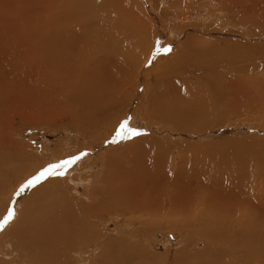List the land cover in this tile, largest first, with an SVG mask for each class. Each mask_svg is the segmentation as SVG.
I'll list each match as a JSON object with an SVG mask.
<instances>
[{"label": "bare ground", "instance_id": "bare-ground-1", "mask_svg": "<svg viewBox=\"0 0 264 264\" xmlns=\"http://www.w3.org/2000/svg\"><path fill=\"white\" fill-rule=\"evenodd\" d=\"M31 1L0 0V83L30 79L33 87L53 95L72 129L97 137L101 129L113 125V116L123 104L126 81L144 59L155 22L169 19L181 21L174 28L187 34L170 60L160 58L151 69L155 84L149 85L147 121L196 134L223 124L228 113L239 114L253 105L257 115L264 116V72L256 62L264 58V43L243 42L222 33L223 25H237L249 36H263L264 0H174L173 11L165 9L158 19L153 13L158 11L155 0L148 4L142 0ZM198 3L204 6L199 8ZM209 6L219 15L209 9L205 12ZM196 17L199 22L193 21ZM125 58L129 59L126 65ZM227 63V71L221 72ZM235 63L246 64L233 68ZM186 66L204 71L203 79H187ZM2 126L0 143L8 139ZM228 133H211L212 143L201 148L208 152L202 156L207 160L212 156L216 165L203 170L194 167L193 178L199 183L164 179L162 174L153 181L152 174H146L145 169L156 173L144 160L158 146L156 137L145 139L146 147L139 137L122 148L136 151L139 159L143 156L144 168L135 161L133 166L119 149H112L105 159L120 170L101 178L102 190L95 188L93 203L80 202L74 210L61 192L62 181L55 178L43 186L45 190L37 188L28 194L24 212L31 217V228L25 229L28 224L20 212L6 237L19 242L15 247L25 255L23 264H67L69 249L97 235L91 216L139 209L141 217L149 218L140 219L142 229L134 235L143 237L157 222H168L184 232L182 247L156 255L141 248L139 239L132 243L108 237L97 264H264V138L260 143L253 137ZM237 138L246 140L248 149L222 168L215 156L223 153L216 149L223 147L232 153V141ZM187 146L196 149L195 144L187 142ZM249 147L254 148L252 155L247 152ZM238 161L243 164L238 166ZM138 168H143L145 178H140ZM81 190L78 186L74 191ZM106 198L111 200L103 203ZM195 241L207 244L195 249Z\"/></svg>", "mask_w": 264, "mask_h": 264}, {"label": "rangeland", "instance_id": "rangeland-1", "mask_svg": "<svg viewBox=\"0 0 264 264\" xmlns=\"http://www.w3.org/2000/svg\"><path fill=\"white\" fill-rule=\"evenodd\" d=\"M32 1L31 4L38 2V0ZM142 1L148 4V0ZM155 1L158 11H153V13L158 14L157 19L165 9L171 12L174 9L172 6L174 0ZM213 4L215 3L213 2ZM196 6L201 8L204 4L200 3L199 5L198 3ZM204 9L205 12L208 9L214 12V16L219 15L214 7L209 6ZM206 14L203 13L204 16ZM193 21L199 22V19L196 17ZM176 24H182V22L174 19H169L165 22L160 20L155 22V28L152 33L153 37L149 42L150 44L147 43L148 46L143 51L145 60L142 59L140 66L135 70L136 72L133 71L126 81L125 90L121 94L123 104L121 109L113 116L115 118L113 125L101 129L100 135L97 137L88 136L82 129L68 127V121L62 115L64 112L52 99L53 95L47 93V96L40 88L33 87L30 79L19 82L8 81L6 82L7 84L0 83V90L3 92L0 95V124L3 125L2 133L8 134V139L0 143V170L4 172L0 174V221L3 220L10 209L15 212L14 217L7 224L0 227L1 264H23V257L25 255L23 253L19 254L18 247H15V244H19V242L15 241L13 243L6 236L10 225L18 218L20 212L25 215L26 220L24 223L28 224V227L25 229L29 230L31 228L29 226L31 217L24 212L30 199L28 197L30 191H34L37 188L45 190L43 186H49L57 178L63 184L60 185L61 192L65 193L67 199L73 203L74 210L80 208V202L86 203L87 201L88 203H93L94 192L97 191L95 188L102 190L101 178L106 176L108 172L114 171L116 173L120 170L118 166L113 163L109 164L105 159L106 153L112 149H119L124 156L130 159L128 162L133 166L134 161L138 167L140 165L143 168L144 160L150 163L156 173L147 169L145 170L146 174H152L153 181L161 179L162 174L164 179L175 178L177 181L192 179L199 183V181L193 178L194 167L197 170H203L207 166L209 167V165H216L212 156L208 160L202 156L204 153H208L207 150H201V148L212 143L211 133L217 135L230 132L227 135L232 136L235 134L236 137L241 138L243 136L253 137L259 142L261 138H264V116L257 115L255 105L243 109L239 114L228 113L226 115L228 118H226L223 124L196 134L179 132L171 128H162L147 121L145 108L149 105V91L151 88L149 85L155 84V76L150 73L151 69L160 58L170 60L173 49L179 46L187 34L176 31L174 28ZM231 28H233L232 33L230 32ZM222 30V33L227 38L238 37L237 39H239L240 37L241 39L239 40L243 42L264 43V33L263 36H249L237 25L229 27L223 25ZM188 31L193 32L191 30ZM216 34L220 35L219 32L211 33V35ZM165 49H170V51H165ZM125 60L126 62H123L124 65H126L129 59L125 58ZM256 62L259 65V71L264 72V58ZM241 64L245 65L246 63H235L232 66L233 68H238ZM226 67L228 68V63L220 68V71L225 73L227 71ZM194 68L196 67L188 66L187 68L186 66L185 69L186 73L184 75L185 77H187L186 74L189 75L187 79L191 81L201 78L204 73V71L197 68V70H193ZM200 73L201 75H199ZM184 79L186 78L182 80L184 81ZM126 119L129 121V127L137 129L138 134H129L125 138H121L116 135V132L120 124ZM139 137L144 138L143 145L145 147V139L158 138L159 141L157 147L145 154L144 160L143 156H140V159L137 158L136 154L138 153L136 151L125 152L122 149L126 144L135 141ZM9 139H13L14 142ZM237 139L236 141H232L235 145L232 153L224 152L223 147L216 149L217 151L220 150V153H223L215 156V160L222 168L226 167L228 163L234 162L235 159H240L241 151L248 149L247 145L244 144L246 140ZM187 142L195 144L196 149L188 148ZM250 149L254 148L249 147L247 151L249 155H252ZM76 156L79 159L70 163L67 168L64 169L62 167L59 171L56 168L54 176H48L50 175L48 174L38 183L32 186H25L29 179L38 175L48 165L59 163L69 158L71 160ZM240 164L243 163L238 161V166ZM197 165L199 168L196 167ZM143 168H138L142 172L139 174L141 179L145 178ZM68 172L70 174H67ZM78 186H82L81 189H83L81 190L82 192L78 193L79 195L74 191ZM58 191L59 189L54 190V193L57 194ZM110 200V198H106L102 202L108 203ZM51 205L52 201L50 202ZM76 216L80 218L82 215ZM147 218L149 217L146 215L141 217L139 209H134L132 212L125 214H121V211H103L97 217L91 216V221L92 224H95L93 226L97 235L93 239L81 242L76 249H69L64 261H68L67 264H97L96 257L102 252V244L108 237L125 238L132 243L139 239L142 244H140L141 248L150 250L151 253L156 255L165 254L169 250H176L182 247L184 232L176 227H172L168 222H162L161 224L157 222V227L151 226L149 233L143 237L134 235L133 233L142 229L140 219ZM24 243H27V241ZM205 243L207 244L206 241H195L193 242V247L195 249L202 248L206 246ZM136 262L134 261L133 264H136Z\"/></svg>", "mask_w": 264, "mask_h": 264}, {"label": "snow or ice", "instance_id": "snow-or-ice-1", "mask_svg": "<svg viewBox=\"0 0 264 264\" xmlns=\"http://www.w3.org/2000/svg\"><path fill=\"white\" fill-rule=\"evenodd\" d=\"M165 51H170V49H165ZM137 135L138 134V130L129 127V121L126 119L124 120L120 126L119 129L116 132V135L121 137V138H125L127 135ZM115 142V141H113ZM79 159L78 156L73 157L71 160L69 161H64V165H67L69 163L75 162V160ZM62 165L59 164H52L49 167L45 168L44 170H42L38 175L32 177L31 179H29L27 181V184L25 186H32L35 183H38L42 178H44L46 175L48 174H54V169L61 167ZM15 215L14 210H9L8 214L3 218L2 221H0V227H2L3 225L7 224Z\"/></svg>", "mask_w": 264, "mask_h": 264}, {"label": "water", "instance_id": "water-1", "mask_svg": "<svg viewBox=\"0 0 264 264\" xmlns=\"http://www.w3.org/2000/svg\"><path fill=\"white\" fill-rule=\"evenodd\" d=\"M70 159V158H69ZM69 159H67V160H64V161H69ZM64 161H61V162H59V164L60 165H62L61 167H58V169H57V171H59L62 167H65V165H64ZM58 163V162H57ZM57 163H53V164H57ZM52 165V164H51ZM48 166H50V165H48ZM47 166V167H48ZM82 186H80V188H81ZM111 226H112V224H111Z\"/></svg>", "mask_w": 264, "mask_h": 264}, {"label": "crops", "instance_id": "crops-1", "mask_svg": "<svg viewBox=\"0 0 264 264\" xmlns=\"http://www.w3.org/2000/svg\"><path fill=\"white\" fill-rule=\"evenodd\" d=\"M29 226H31V223L29 224Z\"/></svg>", "mask_w": 264, "mask_h": 264}]
</instances>
